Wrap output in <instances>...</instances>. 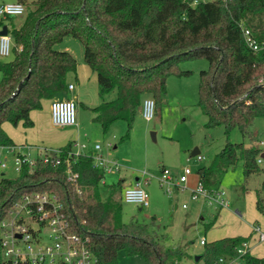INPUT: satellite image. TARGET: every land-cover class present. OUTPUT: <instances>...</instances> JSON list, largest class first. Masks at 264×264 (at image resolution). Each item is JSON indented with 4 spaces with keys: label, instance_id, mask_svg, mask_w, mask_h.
<instances>
[{
    "label": "trees",
    "instance_id": "obj_1",
    "mask_svg": "<svg viewBox=\"0 0 264 264\" xmlns=\"http://www.w3.org/2000/svg\"><path fill=\"white\" fill-rule=\"evenodd\" d=\"M25 14L22 24L10 29L13 57L0 58V146L15 145L2 128L4 122L32 127L30 112L40 109L42 100L67 91V73L76 70L77 61L56 45L70 35L82 44L83 61L96 74L100 102L89 110L103 132L123 120L128 136L143 97L151 95L158 105L168 75L189 76L192 71L182 69V62L206 60L207 69L199 71L197 103L205 126L222 125L226 139L209 164L197 168L198 179L208 189L219 187L220 177L238 160L244 174L257 170L259 149L227 135L237 128L250 137L253 119L264 117V47H248L238 25L244 22L258 41L264 40V0H35ZM254 17L260 19L252 23ZM110 92L115 97L107 99ZM70 146L71 141L64 147ZM73 168L79 171L77 186L62 166L38 164L29 172L23 163L16 176H1L0 221L23 193L48 190L59 196L75 229L90 236L97 264H117L119 251L140 256L145 264H178L180 250L162 248L143 225L122 220V197V203L112 194L100 199L103 173L91 166L90 158L81 157ZM87 189L90 193L80 197L78 190ZM256 207L264 215L259 195ZM249 238L205 242L204 264L236 255ZM243 259L245 264H264V256L250 252ZM0 264H8L1 253Z\"/></svg>",
    "mask_w": 264,
    "mask_h": 264
},
{
    "label": "rangeland",
    "instance_id": "obj_2",
    "mask_svg": "<svg viewBox=\"0 0 264 264\" xmlns=\"http://www.w3.org/2000/svg\"><path fill=\"white\" fill-rule=\"evenodd\" d=\"M20 1L25 5L26 11L33 7L35 0H0V2ZM26 13V12H25ZM13 17L8 21L9 28L19 27L26 14ZM264 19V15L261 17ZM252 19V23L258 21ZM57 50H66L74 56L78 63L77 77H72L71 83L75 85L73 93L64 92L59 98L72 95L75 105L78 136L80 141L86 142L89 147L99 143L105 155L118 160L120 169L113 173H106L103 181H99L98 188L100 199L104 200L112 194L115 200L121 202V192L128 186L127 182L137 177L149 195V204L140 207L133 203H122V220L134 221L143 225L154 236L162 248L180 250L181 256L178 264H195L194 256L201 254L204 246L199 240L204 237L206 242L236 233L248 234L250 224L255 219L264 229V215L256 207L257 195L264 203V146L259 141L264 137V117L253 119L250 128V137L243 136L237 128H233L227 138L233 142H243L244 145L259 149L256 156L257 170L249 174L243 173L242 161L227 169L220 177L219 186L226 192L228 205L223 207L224 212L208 229L204 230L212 216L216 214L212 207L201 200H194L189 194V185L185 188H173L170 192L165 187H160L157 176L162 167L176 175L184 165L192 169L197 166L209 164L214 155L223 146L226 134L222 125L206 127V116L198 106V81L199 71L207 69L206 60H190L180 64L182 69H189V76L177 77L168 75L165 80L166 91L161 96L159 104L155 106V114L151 120L146 121L141 115V108L127 132V125L123 120H117L108 130L102 131L100 125L92 120L90 107L100 102L98 86L95 76L93 82L88 75L92 69L82 57V44L74 37L66 35L56 45ZM12 52L2 60H10ZM81 82V86L77 85ZM152 97L151 95H146ZM115 97V92H110L107 99ZM153 98V97H152ZM154 99V98H153ZM155 102V100H154ZM31 116L34 120L33 127L25 129L19 123L16 126L6 122L4 128L17 142H30L43 147H63L71 137L66 128L54 126L49 121L46 108L33 110ZM26 131V133H25ZM153 133V134H152ZM197 147L203 159L197 161L190 152ZM186 158L191 160L186 161ZM258 158L261 160L258 161ZM0 178L5 175L14 177L17 171L13 168L12 155L6 147L0 146ZM119 177H121L120 184ZM80 197L85 198L90 190H78ZM182 204L186 207L183 208ZM253 235L251 243L253 254L264 256V241H258ZM117 264H145L140 256H128L123 251L118 252ZM198 264H204L201 257Z\"/></svg>",
    "mask_w": 264,
    "mask_h": 264
},
{
    "label": "built area",
    "instance_id": "obj_3",
    "mask_svg": "<svg viewBox=\"0 0 264 264\" xmlns=\"http://www.w3.org/2000/svg\"><path fill=\"white\" fill-rule=\"evenodd\" d=\"M199 0H192L195 4ZM205 1V0H201ZM25 5L20 1L0 2V58L11 54L13 40L10 34L8 21L13 17L24 14ZM244 41L248 47L258 50L264 47V40L258 41L244 22H238ZM6 33L2 34L3 28ZM73 83H67V91H72ZM141 115L149 121L155 114V102L152 97L146 96L141 102ZM50 121L55 126H71L77 124L73 98L55 97L49 103ZM264 146V137L259 141ZM12 155L13 168L19 173L23 163L27 164L29 172L38 164L42 166H62L70 182L77 183L79 171L73 166L81 157H88L91 166L106 173H113L120 169L117 159L103 153L99 143L92 147L79 139L71 141L69 148L43 147L29 144L4 146ZM194 159L200 161L203 155L197 153ZM261 159L258 158V161ZM1 167L6 163L1 162ZM192 172L186 164L181 171L173 175L166 167L161 168L157 176L160 187L167 192L173 188L183 189L188 175ZM77 186V184H76ZM190 197L201 200L214 210H220L228 205L225 190L219 186L206 188L201 180L197 179L189 189ZM122 201L133 203L140 207L149 204V195L141 185V180L135 181L123 188ZM185 208L186 205L182 204ZM0 253L2 260L8 264H97V257L91 246L89 235L77 231L65 212L64 204L59 196L48 190H30L16 198L0 221ZM252 234L258 241H264V229L252 225ZM206 242L202 237L199 243ZM236 255H221L213 264H245L243 256L249 252V241H243L236 248Z\"/></svg>",
    "mask_w": 264,
    "mask_h": 264
},
{
    "label": "crops",
    "instance_id": "obj_4",
    "mask_svg": "<svg viewBox=\"0 0 264 264\" xmlns=\"http://www.w3.org/2000/svg\"><path fill=\"white\" fill-rule=\"evenodd\" d=\"M81 57H82V59H83V50H82V53H81ZM79 63V62H78ZM78 63H77V66H76V70H77V67H78ZM76 70L74 71V72H68L67 73V81L68 82H70L71 83V79H72V77L74 76V77H77V75H76ZM95 76V79H96V83H97V77H96V74L93 72V71H91V73L88 75V77H89V81L90 82H93V77L92 76ZM74 85V84H73ZM77 85H79V86H81V82H79V81H77ZM97 86H98V83H97ZM74 89H75V85H74V87H73V89H72V91H66V92H71V93H73V91H74ZM63 94V93H62ZM61 94V95H62ZM72 97V95H69V97H67V98H71ZM146 97V96H145ZM144 98V97H143ZM49 103H50V99H44V100H42V106H41V108L40 109H38V110H41V109H43V108H46V110H47V112H48V116H49V118H50V115H49ZM33 111V110H32ZM32 111L30 112V117L32 118V116H31V113H32ZM32 120H33V118H32ZM49 121H50V119H49ZM33 122H34V120H33ZM51 122V121H50ZM4 123H6V122H4ZM4 123L2 124V128H3V130L7 133V135L13 140V142L15 143V145H21V144H29V145H35V146H41V145H39V144H35V143H30V142H26V141H24V142H17L16 140H14L11 136H10V134L7 132V130L4 128ZM114 124V123H113ZM55 126V125H54ZM23 127V126H22ZM33 127V126H32ZM58 127H62V128H66L69 132H68V134L70 133L71 134V137H70V139L71 140H69V141H73V140H75V139H79V136H78V129H77V124H75V125H71V126H58ZM23 128H25V129H29V128H31V127H28V128H26V127H23ZM25 133H26V131H25ZM195 148H197V147H194V149ZM198 149V148H197ZM191 153V152H190ZM197 153H200V150L198 149V152ZM196 153V154H197ZM190 156H193V155H191V154H189ZM261 156H263L264 157V152H262L261 153ZM111 157V156H110ZM192 159H194V158H192ZM191 159L190 158H186V161H187V163H188V161H190ZM199 166H197L196 168H194V169H192V172L188 175V179H187V185H189V187H193L194 186V184H195V182H196V180L198 179V174H197V172H196V170H197V168H198ZM137 177H134V178H132V179H130L128 182H127V184L128 185H130V184H132L134 181H135V179H136ZM119 184H120V180H121V177H119ZM224 210L225 209H220V210H215V211H217L216 213V218H215V221L217 220V219H219V217H220V215H221V213L222 212H224ZM213 217V216H212ZM214 221V222H215ZM254 224H258V225H260L261 226V224H260V222H258V220L257 219H255V221L254 222H252L251 224H250V231H249V233L247 234V235H250V238H249V252L251 253V254H253V246H252V243H251V237L253 236V234H252V225H254ZM262 227V226H261ZM263 228V227H262ZM235 235H241V236H247L246 234H240V233H236V234H232V235H227V236H235ZM223 237H225V236H223ZM255 237V236H254ZM221 238V237H220ZM256 238V237H255ZM218 239V238H217ZM254 255V254H253Z\"/></svg>",
    "mask_w": 264,
    "mask_h": 264
},
{
    "label": "water",
    "instance_id": "obj_5",
    "mask_svg": "<svg viewBox=\"0 0 264 264\" xmlns=\"http://www.w3.org/2000/svg\"><path fill=\"white\" fill-rule=\"evenodd\" d=\"M1 33H2V34H5V33H6V28H5V27L2 29ZM152 134H153V133H152ZM197 152H198V149L195 148V149H193V150L191 151L190 154H191V155H195ZM200 258H201V254H196V255L194 256V261L197 262Z\"/></svg>",
    "mask_w": 264,
    "mask_h": 264
}]
</instances>
